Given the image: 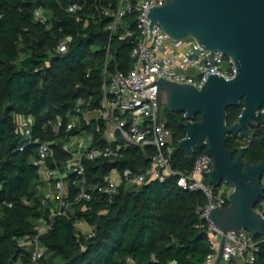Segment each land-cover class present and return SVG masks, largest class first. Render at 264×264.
<instances>
[{
    "label": "trees",
    "instance_id": "16d2710c",
    "mask_svg": "<svg viewBox=\"0 0 264 264\" xmlns=\"http://www.w3.org/2000/svg\"><path fill=\"white\" fill-rule=\"evenodd\" d=\"M108 3L0 0V264H18V258L20 264L28 262L29 254L17 240L32 235L36 219L50 212L42 204L43 192L36 189L39 177L32 162L37 145L19 151L23 139L13 121L15 114L31 115L33 136L49 143L53 159L64 163L68 158L61 149L68 122L65 114L74 113L79 99L81 111L99 108L102 83L115 72L126 74L131 67L130 52L138 35L134 16L123 20V27L133 32L130 37L120 39L123 28L110 36V20L101 13ZM70 4L79 9L68 12ZM63 39L68 40L66 51L56 52ZM106 47L111 54L107 63ZM239 113L240 108L226 109V125L236 121ZM56 117L61 119L57 135L50 128L40 130L44 122ZM165 120L174 148L172 169L189 171L205 149L186 158L176 149L185 136L183 114L167 112ZM80 128L94 131L93 123L85 124L81 118ZM76 133L75 129L70 132ZM103 134L100 123L94 145H105ZM154 154L153 148L128 147L119 160L84 162L85 186L91 189L103 183L112 167L142 172ZM67 180L71 202L78 191L77 177L68 173ZM90 192L91 201L72 205L66 216L53 219L50 231L41 238L47 250L40 264H205L210 254L208 235L196 226L205 203L202 193L182 190L173 177L122 184L109 203L95 190ZM244 264H264V242L259 243L254 262Z\"/></svg>",
    "mask_w": 264,
    "mask_h": 264
},
{
    "label": "built area",
    "instance_id": "2783aa9c",
    "mask_svg": "<svg viewBox=\"0 0 264 264\" xmlns=\"http://www.w3.org/2000/svg\"><path fill=\"white\" fill-rule=\"evenodd\" d=\"M167 0H108L101 13L109 18L110 36L118 28H123L120 39L130 37L132 31L123 27L125 17L134 16V26L138 33L136 44L130 52L131 67L126 74L115 72L102 83L103 97L100 107L94 110H80V99L76 102L75 111L65 114L68 122L64 130L62 151L67 155L64 163L58 164L53 159V150L49 143L40 142L33 136L34 118L29 114H15L14 124L22 136L23 142L19 151L27 146L37 145V158L32 164L37 168L39 177L36 189L43 192V205H48L50 212L40 216L33 225V233L17 240L23 252L29 254L26 264H40L47 248L41 244V238L47 234L57 216H66L72 205L89 202L93 199L92 191L105 197L106 203L111 202L122 184H143L157 180L175 178L176 186L188 192H200L205 203L198 211V228L204 229L208 235L210 254L205 264H214L220 239L225 237L220 264L253 263L258 252V245L264 237H252L245 230H228L224 234L209 220L208 214L216 208L228 205V196L233 188L221 181L217 186L207 184L206 173L212 170L213 162L206 153L198 155L189 171H175L171 166L173 146L171 133L166 127V120L156 107L155 81L166 79L180 84H191L201 88L209 75H216L226 80L235 75L232 61L221 52L203 49L193 39L172 41L154 25L152 39L149 40V19L147 10L152 6H161ZM112 2L114 4L112 5ZM79 9L70 4L67 11L74 13ZM36 16L41 19L39 12ZM78 20V18H76ZM67 39H63L56 47V52L64 53ZM105 63L111 58L106 47ZM230 67L223 68L224 62ZM105 72V69H104ZM80 118L85 124L93 123L94 131L80 128ZM103 124V140L105 145H94L95 133ZM61 119L44 122L40 130L50 128L57 135L60 131ZM77 130L75 135L71 130ZM128 147L153 148L155 154L150 158V165L142 172L129 169L118 170L112 167L104 182L91 189L86 188L84 162L97 160H119L122 152ZM206 172V173H204ZM68 173L77 177L78 191L72 201L68 200ZM263 192L254 206V210L264 218V183ZM89 190V191H88ZM51 206V207H50ZM90 236V231H87ZM21 263V259H17Z\"/></svg>",
    "mask_w": 264,
    "mask_h": 264
},
{
    "label": "water",
    "instance_id": "95a60500",
    "mask_svg": "<svg viewBox=\"0 0 264 264\" xmlns=\"http://www.w3.org/2000/svg\"><path fill=\"white\" fill-rule=\"evenodd\" d=\"M149 40L152 26H159L172 41L193 39L203 49L221 52L235 68L231 79L209 75L201 88L158 79L155 81L156 107L170 113H182L185 136L176 149L186 158L195 150L205 149L213 168L206 173L207 184L221 181L233 188L225 208L209 212L208 218L223 234L245 230L250 236L264 237V218L254 210L262 195L260 176L264 163L244 164L240 153L235 161L225 147L227 134L248 136L246 124L254 127L256 111L264 123V0H167L152 5L146 12ZM242 109L237 120L226 125V109ZM199 120H195V116ZM225 237L219 243L214 264H220Z\"/></svg>",
    "mask_w": 264,
    "mask_h": 264
},
{
    "label": "flooded vegetation",
    "instance_id": "af4514ba",
    "mask_svg": "<svg viewBox=\"0 0 264 264\" xmlns=\"http://www.w3.org/2000/svg\"><path fill=\"white\" fill-rule=\"evenodd\" d=\"M242 103L243 102L241 99L239 101V105L233 108H240L241 111ZM262 109L263 105L259 110L256 111V117L252 119V122L256 124L254 127H250L246 124L245 130L248 133L247 137L241 136L240 132L237 134L226 135V149L231 153V160L235 161L240 153L242 170L244 169L245 162H247L249 165L264 163V123L260 115ZM263 176L264 174H261L260 176V185L263 183Z\"/></svg>",
    "mask_w": 264,
    "mask_h": 264
},
{
    "label": "rangeland",
    "instance_id": "374dc122",
    "mask_svg": "<svg viewBox=\"0 0 264 264\" xmlns=\"http://www.w3.org/2000/svg\"><path fill=\"white\" fill-rule=\"evenodd\" d=\"M230 67V65L225 61L224 62V64H223V68L224 69H227V68H229ZM168 112V111H167ZM166 110L163 108V107H161L160 108V114L165 118L166 117ZM262 182L264 183V176H263V180H262ZM80 227H81V229H83V230H86V226L84 225V224H81L80 225Z\"/></svg>",
    "mask_w": 264,
    "mask_h": 264
}]
</instances>
